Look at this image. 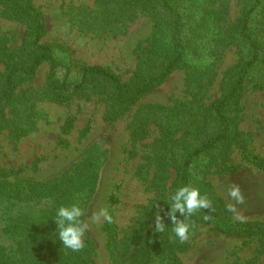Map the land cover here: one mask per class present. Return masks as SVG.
Listing matches in <instances>:
<instances>
[{
    "label": "rangeland",
    "instance_id": "rangeland-1",
    "mask_svg": "<svg viewBox=\"0 0 264 264\" xmlns=\"http://www.w3.org/2000/svg\"><path fill=\"white\" fill-rule=\"evenodd\" d=\"M26 1L40 11L47 27L41 42L53 47L57 62L43 61L35 74L21 78L0 118V183L13 189L10 222L22 215L63 245L54 220L59 206L78 200L85 220L92 209L106 208L114 222L91 224L83 252L90 264H134L138 237L155 224L158 208L162 216L170 208L175 151L193 148L205 135L213 104L249 56L240 21L255 0H170L184 22L182 66L126 110L96 82L62 103L48 97V86L64 80L74 85L83 65L99 64L133 92L174 53L168 45L172 16L152 0L134 6V0ZM251 32L264 51V0ZM32 37L29 22L0 0V87L9 62H29ZM229 112L233 140L195 163L191 185L207 182L215 203L227 207L234 203L228 185L239 183L245 203L231 215L264 222V59ZM191 221L188 240L166 234L152 264H264L262 240L228 235L214 218ZM27 240L34 254L45 253Z\"/></svg>",
    "mask_w": 264,
    "mask_h": 264
},
{
    "label": "trees",
    "instance_id": "trees-1",
    "mask_svg": "<svg viewBox=\"0 0 264 264\" xmlns=\"http://www.w3.org/2000/svg\"><path fill=\"white\" fill-rule=\"evenodd\" d=\"M10 3L17 13L29 22L33 32L31 43L29 44L32 57L29 62L16 64L9 62L4 78V82L0 87V118L10 100L12 91L16 83L23 77L35 74L43 61H52L56 63L53 54V47L45 42H41L47 32V27L41 17L40 11L31 2L26 0H5ZM263 0H255L254 4L249 7L240 21V35L244 42L245 48L248 50L249 56L239 65L237 74L231 87L215 101L210 113V120L207 128L201 132L205 134L202 138H198L196 142L187 151H175L174 160L177 178L172 192L174 193L183 185H191V175L195 168V163L206 153L217 148L220 144L229 143L233 140V123L230 116V107L237 101L244 89L245 81L252 76L258 65L264 59V51L256 37L251 32V21L253 13ZM129 2V0H125ZM152 2L160 3L162 8L172 16L171 33L168 36V45L173 50L161 58L159 64L160 70L139 82L133 92L128 93L125 85L121 81L120 76L113 72L110 68L99 64H86L82 66V78L74 85L64 80L59 86L49 83V98L58 103L68 101L74 96L81 93L89 82H96L113 97L114 103L122 110H126L135 104L143 95L162 85L166 79L177 68L182 66L184 54V43L181 39V31L184 22L179 12L171 5L170 0H152ZM137 3L134 0L132 6ZM105 15L107 8L102 4L100 9ZM113 20V19H112ZM150 50V49H148ZM165 140L168 141L170 131L167 129ZM176 150V148H175ZM166 153H163V158ZM201 194L207 193L212 200L216 211L210 213L212 220L218 223V226L228 235L243 236L245 238H258L264 242V222L262 221H244L236 220L223 203H215V196L212 186L200 181L196 184ZM9 186L0 183V264H90L87 254L83 249L79 252H73L64 248L63 245L57 243L52 235L44 228L31 220H26L22 215L17 216L16 222H10V204L12 190L8 191ZM22 194V191L19 190ZM20 196V194H19ZM206 210H199L195 213L191 220H203ZM9 214V215H8ZM179 213L177 216L179 217ZM166 230L163 233L154 232V225L140 235L138 246L136 248V261L134 264H152L153 250L155 245L163 239L166 234L171 232V221L169 217L164 218ZM33 238L38 246H42L45 253L34 254L33 249L29 247V241L25 238Z\"/></svg>",
    "mask_w": 264,
    "mask_h": 264
},
{
    "label": "clouds",
    "instance_id": "clouds-1",
    "mask_svg": "<svg viewBox=\"0 0 264 264\" xmlns=\"http://www.w3.org/2000/svg\"><path fill=\"white\" fill-rule=\"evenodd\" d=\"M228 196L234 203L227 205V211L237 213L236 206L245 203V196L239 183H229ZM166 202L170 205V208L164 212V216L170 218L171 231L181 243L188 240L190 228L195 227V224L191 221V217L195 213L199 210H206L203 220L210 221L212 219L210 213L216 211L207 193L201 194L198 187L187 184L171 193ZM161 211L162 209L158 208L155 214L154 232L158 233H163L166 230L164 216L161 215ZM177 213L180 214L179 217ZM85 215L86 213L78 200L70 205H61L57 209L54 220L57 224L59 239L64 248L70 249L73 252L81 251L85 247V234L91 230V224H98L101 220L108 224L114 222L112 214L103 207L98 210L92 209L91 215L88 216L87 220L82 219ZM238 216L240 221L244 222V216L242 214H238Z\"/></svg>",
    "mask_w": 264,
    "mask_h": 264
}]
</instances>
